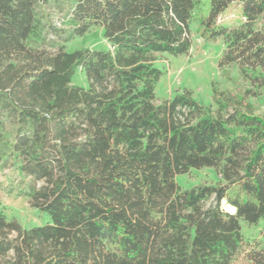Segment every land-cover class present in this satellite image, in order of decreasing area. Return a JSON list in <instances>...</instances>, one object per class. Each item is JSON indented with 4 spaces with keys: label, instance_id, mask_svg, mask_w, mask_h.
Segmentation results:
<instances>
[{
    "label": "trees",
    "instance_id": "obj_1",
    "mask_svg": "<svg viewBox=\"0 0 264 264\" xmlns=\"http://www.w3.org/2000/svg\"><path fill=\"white\" fill-rule=\"evenodd\" d=\"M47 1L0 0V164L40 183L26 196L48 219L22 229L0 212V264H264L240 232L264 221V115L249 102L264 87V0H63L69 39L100 28L109 45L73 52L43 47L63 33ZM191 23L222 40L232 89L157 105L155 63L189 52ZM200 169L216 184H176Z\"/></svg>",
    "mask_w": 264,
    "mask_h": 264
},
{
    "label": "rangeland",
    "instance_id": "obj_2",
    "mask_svg": "<svg viewBox=\"0 0 264 264\" xmlns=\"http://www.w3.org/2000/svg\"><path fill=\"white\" fill-rule=\"evenodd\" d=\"M44 12L47 14L50 25L63 32L58 36L50 31L43 46L46 50L55 51V46L50 47L49 42L56 46H64L66 52L109 49L100 28H91L84 35L69 39L70 28L66 25L67 14L63 0H48L44 5ZM224 18L225 16L221 19ZM190 40L191 48L186 55L178 58L168 55L158 57L155 66L161 69L164 75L155 88V104L158 105L171 99L175 94L187 90L191 92L194 100L208 106L211 104L213 82H218L221 87L232 89L231 84L222 83L219 75L218 62L224 52L222 40L204 41L199 35L196 23L190 24ZM71 84L86 87L84 75L79 69L75 72ZM254 91L257 95L250 98L249 102L258 114L264 115V87ZM10 122L5 115H0V132L4 136L10 135L12 128ZM217 179L212 169H200L176 176L175 182L181 189H190L197 185H215ZM39 185L40 183L35 184L30 178L20 175L12 160L4 165L0 164V212L7 220L16 221L22 229L47 223L48 219L45 215L29 206L26 196L31 187ZM240 228L245 242L254 248L264 249V221H260L256 226H248L240 222ZM243 256L242 253L237 254L231 264H247Z\"/></svg>",
    "mask_w": 264,
    "mask_h": 264
},
{
    "label": "bare ground",
    "instance_id": "obj_3",
    "mask_svg": "<svg viewBox=\"0 0 264 264\" xmlns=\"http://www.w3.org/2000/svg\"><path fill=\"white\" fill-rule=\"evenodd\" d=\"M227 210L230 212V213H233L234 212V209L232 207H228Z\"/></svg>",
    "mask_w": 264,
    "mask_h": 264
}]
</instances>
